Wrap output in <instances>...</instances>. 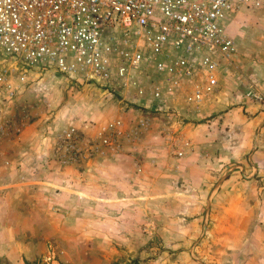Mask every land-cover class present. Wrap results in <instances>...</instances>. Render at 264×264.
Returning a JSON list of instances; mask_svg holds the SVG:
<instances>
[{
  "label": "crops",
  "instance_id": "obj_1",
  "mask_svg": "<svg viewBox=\"0 0 264 264\" xmlns=\"http://www.w3.org/2000/svg\"><path fill=\"white\" fill-rule=\"evenodd\" d=\"M259 13L264 6L242 8L222 23L246 57H233L220 71L197 120L169 95L187 120L160 119L151 142L145 132L118 146L86 142L73 161L61 163L53 136L25 114L17 142L32 138L28 155L0 151V167L12 174L0 181V208L15 207L24 234L18 240L5 231L0 256L8 264H79L73 255L80 252L104 255L102 264H130L128 255L161 253L165 264H264V101L243 96L249 83L264 96ZM206 115L212 117L200 119ZM174 134L189 140L180 157L170 150ZM53 238L56 255L37 262ZM78 239L81 248L65 246L69 240L77 247ZM84 264L99 263L91 257Z\"/></svg>",
  "mask_w": 264,
  "mask_h": 264
},
{
  "label": "built area",
  "instance_id": "obj_2",
  "mask_svg": "<svg viewBox=\"0 0 264 264\" xmlns=\"http://www.w3.org/2000/svg\"><path fill=\"white\" fill-rule=\"evenodd\" d=\"M263 4L264 0H0V102L9 101L29 77L50 75L75 85L92 84L100 93L114 96L124 109L139 111L133 123L120 117L104 121L89 139L67 123L53 138L61 163L76 158L79 144L112 147L140 136L152 120L150 112L166 122L187 120L169 95L182 100L197 120L198 106L215 90L218 74L231 65L235 53L222 20L228 13ZM243 96L264 101L253 83ZM170 140L177 157L189 149L187 139L174 134Z\"/></svg>",
  "mask_w": 264,
  "mask_h": 264
},
{
  "label": "rangeland",
  "instance_id": "obj_3",
  "mask_svg": "<svg viewBox=\"0 0 264 264\" xmlns=\"http://www.w3.org/2000/svg\"><path fill=\"white\" fill-rule=\"evenodd\" d=\"M263 6L264 4L259 8L248 10L255 12ZM229 16H231L230 13L226 14L222 23H224ZM257 18V21H259L260 18L262 19L261 23L264 22L263 13H259ZM261 35L264 38V30L261 32ZM235 45V53L233 54L234 56L232 55L231 57H246L245 48L240 51V46L237 43H235ZM1 58L2 57H0V62ZM29 78L30 82L24 87H21L9 101L3 100L0 102V151L6 152V155L10 157L13 156V154L18 155L17 152L23 150L26 151L28 155L27 149L29 143L35 144L31 142L32 138L27 140L20 138L17 142V137L20 136L17 129L20 128L21 119L24 118V115L27 113L37 122L36 128L38 132L52 135L53 138L55 133L59 132L67 123L74 124L81 135H88L92 132L94 127L110 118L120 117L127 123H133L136 116H138L137 114H139L137 109H124L123 105L119 103L114 96L100 93L99 89L92 84L81 83L75 85L67 79L56 78L50 75H34ZM219 112H213V115H218ZM150 115L152 116V122L144 133L146 142H151L153 140L156 130L158 129V121L162 119L158 114L150 112ZM211 117L212 115H208L201 119H210ZM203 123L206 124L203 127L204 129L209 128V122H205L204 120ZM35 134H37V132ZM11 176L12 174L10 170H7V167H3V169L0 167V181L8 180V177ZM175 181L178 180L176 179ZM14 211L15 207L9 205H2L0 208V219L2 218L1 220H3L4 218L2 222L0 221V247H5V241L8 240L5 239V231H8V233L11 232L15 237L18 236L16 237L18 240L23 239L24 223L21 220V214H16ZM54 239L55 238H53V240H47L48 253H45L47 255L44 254V256L36 258L38 259L37 262L41 261L43 257L48 256V259H52V256L56 255L55 251L57 248L55 244L57 240ZM69 242L73 241L67 240L65 246L68 249H71V245L78 249L82 247L84 239H78L79 243L77 247ZM85 249H91V247ZM98 249H100V247H98ZM73 256L79 264L86 263L91 257L95 258L96 263L102 264L104 257L102 254L91 255L89 253L80 252L74 253ZM110 256L115 259L114 255ZM163 256L165 257V254L161 253L149 255L142 254L141 256L128 255V257H130V264H138L137 261L142 262V264H165V258L160 259V257ZM239 257L246 259L249 256H243V254L240 253L238 258ZM258 260L264 261L261 258ZM8 263L9 261H6L0 256V264Z\"/></svg>",
  "mask_w": 264,
  "mask_h": 264
}]
</instances>
